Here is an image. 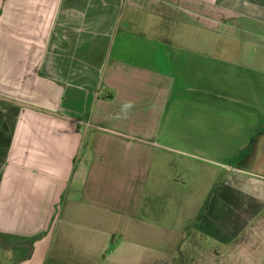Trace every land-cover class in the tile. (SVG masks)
Listing matches in <instances>:
<instances>
[{"label":"crops","instance_id":"0c3cea01","mask_svg":"<svg viewBox=\"0 0 264 264\" xmlns=\"http://www.w3.org/2000/svg\"><path fill=\"white\" fill-rule=\"evenodd\" d=\"M0 264H264V0H0Z\"/></svg>","mask_w":264,"mask_h":264},{"label":"rangeland","instance_id":"374dc122","mask_svg":"<svg viewBox=\"0 0 264 264\" xmlns=\"http://www.w3.org/2000/svg\"><path fill=\"white\" fill-rule=\"evenodd\" d=\"M176 171H177V169H175L174 167L170 168V170H169L170 174H175ZM118 237H119V236H117V238H118ZM109 254H110V252H109ZM104 255H105V254H104Z\"/></svg>","mask_w":264,"mask_h":264}]
</instances>
